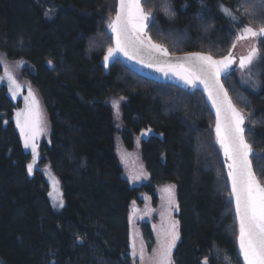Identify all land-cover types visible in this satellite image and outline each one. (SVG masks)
<instances>
[{"label": "trees", "instance_id": "16d2710c", "mask_svg": "<svg viewBox=\"0 0 264 264\" xmlns=\"http://www.w3.org/2000/svg\"><path fill=\"white\" fill-rule=\"evenodd\" d=\"M47 4L0 0V67L24 76L40 100L47 126L40 164L57 177L63 207L53 210L40 172L29 175L14 105L1 87L0 264H141V247L143 264H152L175 221L172 264H242L226 164L200 89L161 83L118 60L104 67L116 0ZM169 4L171 15L159 0L143 8L154 17L148 35L170 54L222 58L244 25L264 23L258 0ZM244 4L255 5L251 14ZM256 47L258 64L243 79L231 69L222 83L245 116L251 166L264 184V37Z\"/></svg>", "mask_w": 264, "mask_h": 264}, {"label": "snow or ice", "instance_id": "6c2138e0", "mask_svg": "<svg viewBox=\"0 0 264 264\" xmlns=\"http://www.w3.org/2000/svg\"><path fill=\"white\" fill-rule=\"evenodd\" d=\"M144 2L145 0H117L115 16L110 17L107 22V30L111 33L109 37L111 45L107 47L103 57L104 66L108 67L110 61L120 54L129 60L144 64L145 67L153 68L165 76L172 74L189 87L203 85L208 100L216 110V142L223 151L228 179L231 183L230 196L235 204L239 254L244 264H264V184L257 178L250 163L252 147L245 139V116L233 104L220 83L221 74L228 71L234 63V57L231 51L220 59H214L212 55L200 52L189 53L183 57H170L168 49L162 44L154 43L148 35L147 30L153 23L154 17L152 12L144 10ZM258 2L264 5V0H258ZM159 7L166 15L172 14L169 0H159ZM241 7L245 14H251L255 5L244 4ZM220 8L234 21L237 20L229 8L223 5ZM249 37H264V23L258 29L244 25L237 39ZM232 47H235V44ZM258 58L259 50L254 46L247 56L240 57L239 67L245 69ZM51 63L49 61V64ZM6 75L9 83L16 86L15 80L7 71ZM10 91H12L11 88ZM13 95H15L14 92ZM29 97H32V103L26 112L17 113V127L20 128L21 137L24 139V147L31 146L34 163L36 160L35 138L40 131V122L36 113L37 102L31 91H29ZM27 167L31 175L33 164L30 163ZM173 190L174 186L165 189L170 194ZM60 203L62 206L63 201ZM170 204L175 207L174 196L171 195ZM179 238V222L175 221L171 230L166 232L162 239H158L159 248L154 250V255L150 258L152 264H172V249ZM132 254L136 256L134 245ZM144 259V251L141 247V264ZM203 264H208V258H205Z\"/></svg>", "mask_w": 264, "mask_h": 264}, {"label": "rangeland", "instance_id": "374dc122", "mask_svg": "<svg viewBox=\"0 0 264 264\" xmlns=\"http://www.w3.org/2000/svg\"><path fill=\"white\" fill-rule=\"evenodd\" d=\"M41 1L44 5H47V7H48V4H47L48 0H41ZM257 39H258V37H256V38L249 37L246 39H237V37H236V42L234 43L235 47H234V50L232 51V55L236 59H235V64L232 68V71L235 70L236 76L240 77L241 79H243V74L245 72V69H241L239 67L240 57L247 56L249 51L251 50V48L254 46L256 47ZM260 39H261V37H260ZM17 64L23 68L27 67L26 63L23 60L17 61ZM257 64H258V59H255L254 63H253V67H255ZM142 70L146 71L144 69H142ZM6 71L8 74H10L13 77V79L16 82V86L11 85L9 83L8 77L6 75ZM139 72H141V71H139ZM156 73H159V72L154 70V72L150 73V75H154ZM243 82H244V80L242 81V83ZM244 85L247 86V84H244ZM1 87H4L5 94L7 95V97L11 100V102L14 105L12 108L11 119H12L13 123L15 124V126L18 130V133L20 135V139H21L23 147H24V139L21 137L20 128L17 127V113L26 112L27 108L31 105L32 97H29V91L32 92V94H33V96L37 102L36 113H37V119L40 122L39 123L40 131H38L36 138H35L36 160L34 163H33V153H32L31 146H29L28 148L24 147V150L28 153V165L30 163L33 164L32 173L35 170H37L38 172L41 173V175L44 178L45 183L47 184V194H48L50 204H51V206L55 212H59V211H61V209L63 207V204L61 206V203H60L61 201H63V196L61 195L62 191L60 189L58 179L54 175V173L49 169V167L47 165L40 164L39 144L47 141V126H46V122H45L43 112L41 109L40 100H39L36 92L34 91V89L29 85L27 79L24 76L17 73L16 71L11 70L10 66H6V67L1 66L0 67V88ZM10 88L12 89V91H10ZM13 92L15 93V95H13ZM21 120L23 121V117H21ZM30 145H31V141H30ZM217 145L220 149L222 159L225 161L223 151L220 148V145L218 143H217Z\"/></svg>", "mask_w": 264, "mask_h": 264}, {"label": "water", "instance_id": "95a60500", "mask_svg": "<svg viewBox=\"0 0 264 264\" xmlns=\"http://www.w3.org/2000/svg\"><path fill=\"white\" fill-rule=\"evenodd\" d=\"M116 6H117V0H116ZM116 6H115V11H116ZM114 16H115V13H114ZM109 34L111 35L110 32H109ZM189 53H195V52H188V53H181V54H170L169 53V54H170V57L175 58V57H183V56H185V55H187ZM218 59H220V58H218ZM114 60L120 61L124 66H126L127 68H129V69L137 72L140 75H143V76L152 78V79H154L156 81H159L161 83L171 84V85H173V86H175L177 88H181V89H188V88H190L182 80L178 79L176 76H173L172 74H169V75L165 76L163 73L159 72V73H156L154 75H150V73H152V72H148V70H146L149 67H145L144 64H142V63H137L136 60H129L126 57H124L123 55L118 54L112 61H110L109 65ZM234 61H235V57H234ZM233 65H234V63L231 65V67L228 69L227 72L221 74V76H220V83L222 85H223V83H222V77L225 76L226 74H228L231 71ZM105 68H107V67H105ZM142 69H144L146 71H143ZM149 69H153V68H149ZM139 71H141V72H139ZM223 87H224V85H223ZM196 88L200 89V91L202 92V94H203V96H204V98L206 100V103L208 104V106H209V108H210V110H211V112H212V114L214 116V120L216 122V110H215V108H213L211 101L208 100V96H207V93L204 91L203 85H197ZM224 90L227 91L225 87H224ZM250 163H251V161H250ZM226 171L228 173L227 167H226ZM228 184H229V188L231 190V183H230L229 179H228ZM232 203H233V208H234V213H235V204H234V200L233 199H232ZM237 235H238V224H237ZM237 250H238V253H239L238 243H237ZM240 258H241V263L244 264L243 258H242L241 255H240Z\"/></svg>", "mask_w": 264, "mask_h": 264}]
</instances>
